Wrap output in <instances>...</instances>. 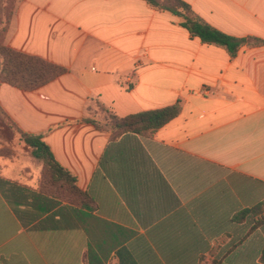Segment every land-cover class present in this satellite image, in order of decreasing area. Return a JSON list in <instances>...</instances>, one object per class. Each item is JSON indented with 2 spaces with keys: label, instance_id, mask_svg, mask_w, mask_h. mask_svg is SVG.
<instances>
[{
  "label": "crops",
  "instance_id": "obj_1",
  "mask_svg": "<svg viewBox=\"0 0 264 264\" xmlns=\"http://www.w3.org/2000/svg\"><path fill=\"white\" fill-rule=\"evenodd\" d=\"M184 1L264 41V0ZM5 44L67 72L33 91L0 83V264H264V44L232 58L144 0H22ZM178 102L150 135L83 121ZM18 129L76 193L46 187L30 149L37 172H14Z\"/></svg>",
  "mask_w": 264,
  "mask_h": 264
},
{
  "label": "trees",
  "instance_id": "obj_2",
  "mask_svg": "<svg viewBox=\"0 0 264 264\" xmlns=\"http://www.w3.org/2000/svg\"><path fill=\"white\" fill-rule=\"evenodd\" d=\"M144 1L156 11L167 12L177 17L180 19V26L187 29L192 37L199 38L203 44L224 48L232 58L236 57L241 47L246 44L252 46L264 44L263 40L254 37L238 38L218 30L202 19L184 0ZM12 15L9 17L3 36L0 38V83L24 91H33L65 74L66 68L39 57L13 50L5 44ZM98 108L105 114L103 120L84 118L83 121L93 124L99 130H110L113 133L150 135L178 117L182 106L181 102H178L169 107L142 112L125 118L118 117L101 105ZM18 132L21 140L29 147L31 155L43 165V184L56 194L60 190L68 194L76 193L75 178L57 163L52 151L43 142V137L25 133L19 129Z\"/></svg>",
  "mask_w": 264,
  "mask_h": 264
},
{
  "label": "rangeland",
  "instance_id": "obj_3",
  "mask_svg": "<svg viewBox=\"0 0 264 264\" xmlns=\"http://www.w3.org/2000/svg\"><path fill=\"white\" fill-rule=\"evenodd\" d=\"M21 1L22 0H0V38L3 36L9 17L15 12L17 5ZM94 111L99 117V119L103 120L105 118V114L102 113V111L99 108H95ZM0 122H2L0 123V128H5L6 130L3 137L2 135H0V138L9 137L8 134L9 131H7V126L1 117H0ZM14 143L21 147H25L24 151L21 150L20 158L16 161V163L12 165V167L14 168V172L16 173L20 172L22 168L25 166L26 167L30 166L32 167L33 172H37L39 164L34 158L29 157L28 155L29 147L23 141L20 140L19 136L14 137Z\"/></svg>",
  "mask_w": 264,
  "mask_h": 264
}]
</instances>
